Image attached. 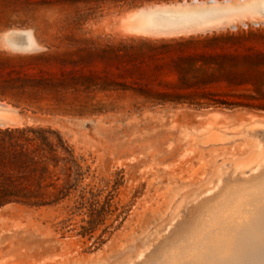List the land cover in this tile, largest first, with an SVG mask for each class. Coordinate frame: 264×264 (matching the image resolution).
<instances>
[{
    "label": "rangeland",
    "instance_id": "1",
    "mask_svg": "<svg viewBox=\"0 0 264 264\" xmlns=\"http://www.w3.org/2000/svg\"><path fill=\"white\" fill-rule=\"evenodd\" d=\"M0 103L72 160L65 199L0 210V264H149L264 175V0H0Z\"/></svg>",
    "mask_w": 264,
    "mask_h": 264
},
{
    "label": "bare ground",
    "instance_id": "2",
    "mask_svg": "<svg viewBox=\"0 0 264 264\" xmlns=\"http://www.w3.org/2000/svg\"><path fill=\"white\" fill-rule=\"evenodd\" d=\"M262 214L264 175L229 182L182 222L149 264H242L252 250L264 248Z\"/></svg>",
    "mask_w": 264,
    "mask_h": 264
},
{
    "label": "trees",
    "instance_id": "3",
    "mask_svg": "<svg viewBox=\"0 0 264 264\" xmlns=\"http://www.w3.org/2000/svg\"><path fill=\"white\" fill-rule=\"evenodd\" d=\"M57 138V143L49 139ZM63 142L56 132L33 127L0 129V210L11 204L42 207L65 199L70 193L67 185L57 188L60 177L50 167L67 165L70 158H61L58 149ZM69 152V151H68ZM66 184L72 177L65 170ZM54 189V192H49ZM53 197V201H47Z\"/></svg>",
    "mask_w": 264,
    "mask_h": 264
},
{
    "label": "water",
    "instance_id": "4",
    "mask_svg": "<svg viewBox=\"0 0 264 264\" xmlns=\"http://www.w3.org/2000/svg\"><path fill=\"white\" fill-rule=\"evenodd\" d=\"M3 109H8V107L6 105L0 103V111ZM9 126H10L9 122L0 118V129H4V127L8 128Z\"/></svg>",
    "mask_w": 264,
    "mask_h": 264
}]
</instances>
